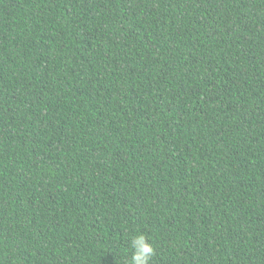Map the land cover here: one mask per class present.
Wrapping results in <instances>:
<instances>
[{
	"label": "trees",
	"instance_id": "trees-1",
	"mask_svg": "<svg viewBox=\"0 0 264 264\" xmlns=\"http://www.w3.org/2000/svg\"><path fill=\"white\" fill-rule=\"evenodd\" d=\"M264 264V0H0V264Z\"/></svg>",
	"mask_w": 264,
	"mask_h": 264
},
{
	"label": "clouds",
	"instance_id": "clouds-1",
	"mask_svg": "<svg viewBox=\"0 0 264 264\" xmlns=\"http://www.w3.org/2000/svg\"><path fill=\"white\" fill-rule=\"evenodd\" d=\"M130 247L132 255L128 264H151L156 250L145 234L132 237Z\"/></svg>",
	"mask_w": 264,
	"mask_h": 264
}]
</instances>
